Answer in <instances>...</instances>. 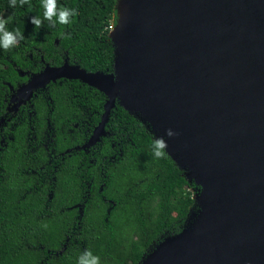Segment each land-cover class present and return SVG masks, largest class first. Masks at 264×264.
I'll return each instance as SVG.
<instances>
[{
  "label": "trees",
  "instance_id": "trees-1",
  "mask_svg": "<svg viewBox=\"0 0 264 264\" xmlns=\"http://www.w3.org/2000/svg\"><path fill=\"white\" fill-rule=\"evenodd\" d=\"M116 1L56 0L78 14L52 26L42 0H0L6 30L23 37L0 49V264H77L85 250L100 264H138L159 236L183 233L193 184L152 155L153 134L118 105L95 132L102 92L61 78L18 104L46 66L111 74Z\"/></svg>",
  "mask_w": 264,
  "mask_h": 264
},
{
  "label": "water",
  "instance_id": "water-1",
  "mask_svg": "<svg viewBox=\"0 0 264 264\" xmlns=\"http://www.w3.org/2000/svg\"><path fill=\"white\" fill-rule=\"evenodd\" d=\"M115 28L126 37L124 51L110 40L113 64L126 63L120 80L113 64L111 74L46 66L18 104L74 79L107 98L95 132L130 95L139 114L121 108L153 136L176 133L168 156L200 189V215L138 264H264V0H121Z\"/></svg>",
  "mask_w": 264,
  "mask_h": 264
},
{
  "label": "clouds",
  "instance_id": "clouds-1",
  "mask_svg": "<svg viewBox=\"0 0 264 264\" xmlns=\"http://www.w3.org/2000/svg\"><path fill=\"white\" fill-rule=\"evenodd\" d=\"M7 2L9 8L16 7L17 0H7ZM41 6L43 8V19L49 21L52 26H55L57 23L67 25L70 22V18L78 14L74 8L57 9L56 0H42ZM53 17H55V21H53ZM28 22L31 25L39 27L41 19L37 16H31ZM5 23L6 20L0 18V49L7 50L15 46L23 37L19 31L6 30ZM175 135L176 133L170 128L165 129L162 136L154 135L151 141L152 155L157 159L165 158L168 155L167 141ZM77 264H100V258L93 255L91 251L85 250L78 256Z\"/></svg>",
  "mask_w": 264,
  "mask_h": 264
},
{
  "label": "rangeland",
  "instance_id": "rangeland-1",
  "mask_svg": "<svg viewBox=\"0 0 264 264\" xmlns=\"http://www.w3.org/2000/svg\"><path fill=\"white\" fill-rule=\"evenodd\" d=\"M120 13H121V0H118L117 2H116V5H115V26L114 27H116L118 24H119V22H120ZM112 29H113V27H112ZM111 29V30H112ZM110 33V32H109ZM114 58H116V56L114 57ZM137 120L142 124V126L144 127V129L148 132V133H151L152 132V129H151V127L149 126V125H147L146 124V121L144 120V117H141V116H139L138 118H137ZM169 151V150H168ZM170 152V151H169ZM172 156H173V154H172ZM189 176V175H188ZM191 180L189 181V185L191 186ZM191 191H192V193H193V195H192V197H193V199H194V201H196V199L198 198V196H196V195H199L200 194V189L196 186V184H193V187L191 188ZM200 209L198 208V207H196V203L195 204H193L192 205V207L189 209V211H188V213H187V215H186V217H185V219H184V221H183V223H182V225H181V228L182 229H190V228H192L194 225H195V223H196V221L198 220V218H199V215H200ZM191 217H193L192 219H191ZM197 220H196V219ZM191 219V220H190ZM189 220V221H188ZM163 236L164 235H161V236H159L154 242H152V244L146 249V251L144 252V254H143V256H142V258H141V261L142 262H144L147 258H148V256H150L156 249H157V247L160 245V241H161V239L163 238ZM140 261V262H141Z\"/></svg>",
  "mask_w": 264,
  "mask_h": 264
},
{
  "label": "bare ground",
  "instance_id": "bare-ground-1",
  "mask_svg": "<svg viewBox=\"0 0 264 264\" xmlns=\"http://www.w3.org/2000/svg\"><path fill=\"white\" fill-rule=\"evenodd\" d=\"M116 32H117V29L115 27H113V29L110 30V33H109L110 40L113 43L115 51H118V50H123L124 51V44H125V41H126V37L122 33L117 35ZM123 71L124 72L126 71V63L123 62V64L121 65L118 61H115L114 64H113V73H114V80L115 81H118V80H120L122 78L121 72H123ZM118 104L121 107H123L124 109H126L127 111H129L130 113H133L134 115H138L139 114V110H137L133 106V101L131 100L130 95L118 97ZM200 202H202V198L198 196V198L196 199L195 203L197 205ZM204 202H205V200L203 201V203ZM192 218L193 217H191V219Z\"/></svg>",
  "mask_w": 264,
  "mask_h": 264
}]
</instances>
